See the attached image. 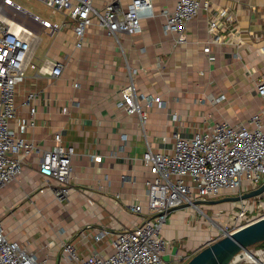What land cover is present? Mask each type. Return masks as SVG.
<instances>
[{
    "label": "crops",
    "instance_id": "crops-1",
    "mask_svg": "<svg viewBox=\"0 0 264 264\" xmlns=\"http://www.w3.org/2000/svg\"><path fill=\"white\" fill-rule=\"evenodd\" d=\"M109 1L95 0V5L103 7ZM209 1L236 13V33L212 45L215 61L204 52L208 38L204 9L188 24L186 44L179 45L173 35L164 33L161 11L173 8L174 0H155L156 16L144 20L138 34L110 35L94 21L81 47L76 45V21L64 12L60 22L54 21L62 28L51 34L28 12L15 11L0 1L5 19H18L17 23L32 32V62L37 65L27 68L24 82L16 88L17 115L12 121L36 148L23 158L22 172L0 184V214L5 233L37 253L39 260L66 264L65 241L75 243L82 256L95 252L107 256L113 251L111 237L97 242L94 235L102 228L117 232L142 221L143 214L133 212L130 205L139 203L147 209L150 174L143 162L147 142L155 151L169 150L176 131L191 132L195 125L205 127L224 120L247 122L262 108L256 83L264 74V0ZM120 2L128 6L131 0ZM57 61L64 70L53 76L49 71ZM129 67L137 69V90L161 96L165 103L149 111L144 126L138 114H128L117 106L120 91L130 80ZM30 92L37 94L32 102L37 107L34 115L31 104L24 103ZM221 94L225 99L210 100L211 95ZM56 132L62 134L65 144L76 148L71 192L63 201L39 173L41 156L55 144ZM123 134L128 135L127 140ZM241 192L247 193L244 188ZM205 207L213 209L212 218L223 209ZM224 208L228 212L220 218L232 217L240 206ZM212 218L191 206L173 209L162 231L168 241L165 259L179 258L186 264L220 237Z\"/></svg>",
    "mask_w": 264,
    "mask_h": 264
},
{
    "label": "built area",
    "instance_id": "built-area-1",
    "mask_svg": "<svg viewBox=\"0 0 264 264\" xmlns=\"http://www.w3.org/2000/svg\"><path fill=\"white\" fill-rule=\"evenodd\" d=\"M2 1L15 11H25L21 4L13 0ZM43 1L76 21L74 33L77 47L82 46L86 30L94 21L110 35H134L143 31L144 20L156 16L155 0H131L128 6H123L120 0H112L103 7L96 6L95 0ZM174 2L173 8L166 7L161 11L165 17L164 33L173 35L175 43L186 44L189 40L188 24L204 9L208 13V38L204 52L210 61H215L212 45L225 42L229 35L236 33V13L227 7H214L209 0ZM32 18L49 29L51 34L62 28V24L38 15H32ZM7 21L0 14V184L15 179L22 172L23 158L36 148L33 140L23 137L12 126L17 115L16 88L24 82L29 66L37 68L32 62L29 38L32 32L26 27L17 31ZM63 70V64L57 61L52 64L49 73L60 76ZM136 74L137 69L129 67L130 80L121 89L117 106L128 114H138L144 126L149 111L156 106L164 107L165 103L161 96L139 92L135 84ZM74 86L78 87L79 83ZM256 94L263 105L247 122L233 124L224 120L205 127L195 125L191 132L176 131L169 150L155 151L147 142L143 153V162L150 174L146 182L147 209L144 210L139 203L130 205L133 212L143 214L142 221L117 232L109 228L100 229L94 235L97 242L111 237L113 251L107 256L98 252L82 256L75 243L63 242L65 263L182 264L179 258L166 260L164 257L168 241L162 236V231L173 209L187 205L204 213L199 203L218 197L224 190L241 192L244 188L245 192H250L264 184V74L257 78ZM225 97L224 94L211 95L210 100L217 103ZM36 98L37 94L30 92L24 102L31 104L33 115L37 111L32 104ZM173 117L178 119V114L174 113ZM31 125L35 126L34 119H31ZM54 138L55 144L41 156L39 173L45 185L51 187L56 197L63 201L71 192L72 161L76 148L73 144H65L60 132H56ZM123 139L127 140L128 135L123 134ZM94 158L99 159L100 156L94 155ZM240 202V208L231 217L233 230L221 227L219 233L222 235L219 234L218 238L264 217V193ZM246 251L254 256L253 261L230 264H264V249ZM47 261V258L39 260L37 253L9 237L0 214V264H46Z\"/></svg>",
    "mask_w": 264,
    "mask_h": 264
},
{
    "label": "water",
    "instance_id": "water-1",
    "mask_svg": "<svg viewBox=\"0 0 264 264\" xmlns=\"http://www.w3.org/2000/svg\"><path fill=\"white\" fill-rule=\"evenodd\" d=\"M264 193V184L242 195L231 196L224 200H207L217 203L220 201H241ZM187 206V205H184ZM264 242V217L244 225L225 236L214 240L196 253L186 264H230L241 251L250 246Z\"/></svg>",
    "mask_w": 264,
    "mask_h": 264
},
{
    "label": "rangeland",
    "instance_id": "rangeland-1",
    "mask_svg": "<svg viewBox=\"0 0 264 264\" xmlns=\"http://www.w3.org/2000/svg\"><path fill=\"white\" fill-rule=\"evenodd\" d=\"M0 1H2V0H0ZM13 1H15L16 3H20L22 5V7L25 9V11L31 15H38L41 18H48L51 21H59V22L65 17L62 12L53 9L51 6H49L43 0H13ZM16 21H18V19H16ZM16 21H14V22H16ZM40 36L43 38H46L45 34H42ZM225 191L227 192L226 195H224V194H222V196L219 195L218 197L211 199V201L213 202L215 200L216 201L217 200H224L228 197L235 196V194L233 192H231L229 190H224V192ZM212 202H206V203L201 202V203H199L200 207L204 211V215L207 217H210V218H212V216H214L213 209H211V210L206 209L205 206H217V208H223V209H220L218 211L217 217L212 218L213 219L212 223L214 224L218 233H219V229L221 227H225V226H227L228 229L233 230L234 226L231 225V217L230 218L226 217L227 215L223 216V218H220V217L222 215H225L226 212H228V209L224 208V207H226V206H241V202L240 201H234V200L222 201V202H219L216 204L212 203ZM262 212H264V211H262ZM219 234L222 235L221 232ZM261 249H264V242L254 244V245L249 247V250H251V251H258Z\"/></svg>",
    "mask_w": 264,
    "mask_h": 264
},
{
    "label": "bare ground",
    "instance_id": "bare-ground-1",
    "mask_svg": "<svg viewBox=\"0 0 264 264\" xmlns=\"http://www.w3.org/2000/svg\"><path fill=\"white\" fill-rule=\"evenodd\" d=\"M9 25H12L16 30H23L22 25L19 23L14 22L12 19H9L7 21ZM254 256L251 255V252L244 250L240 254L236 255V257L233 259V261H243V260H249L253 261Z\"/></svg>",
    "mask_w": 264,
    "mask_h": 264
},
{
    "label": "trees",
    "instance_id": "trees-1",
    "mask_svg": "<svg viewBox=\"0 0 264 264\" xmlns=\"http://www.w3.org/2000/svg\"><path fill=\"white\" fill-rule=\"evenodd\" d=\"M260 243H262V242H260Z\"/></svg>",
    "mask_w": 264,
    "mask_h": 264
}]
</instances>
